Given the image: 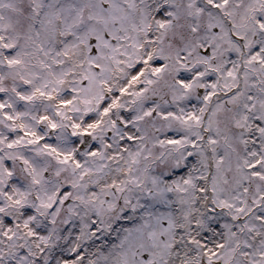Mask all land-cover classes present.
<instances>
[{
  "label": "snow or ice",
  "instance_id": "1",
  "mask_svg": "<svg viewBox=\"0 0 264 264\" xmlns=\"http://www.w3.org/2000/svg\"><path fill=\"white\" fill-rule=\"evenodd\" d=\"M0 264H264V0H0Z\"/></svg>",
  "mask_w": 264,
  "mask_h": 264
}]
</instances>
